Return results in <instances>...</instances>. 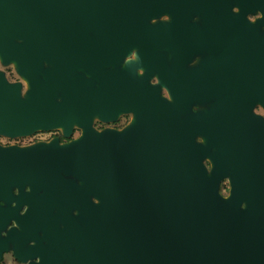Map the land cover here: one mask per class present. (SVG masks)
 Listing matches in <instances>:
<instances>
[{"label": "water", "instance_id": "95a60500", "mask_svg": "<svg viewBox=\"0 0 264 264\" xmlns=\"http://www.w3.org/2000/svg\"><path fill=\"white\" fill-rule=\"evenodd\" d=\"M0 62V134L81 130L0 146L69 264H264V0H0Z\"/></svg>", "mask_w": 264, "mask_h": 264}, {"label": "flooded vegetation", "instance_id": "af4514ba", "mask_svg": "<svg viewBox=\"0 0 264 264\" xmlns=\"http://www.w3.org/2000/svg\"><path fill=\"white\" fill-rule=\"evenodd\" d=\"M257 16L258 14L249 15L248 19L253 20ZM161 19L167 20L166 17H162ZM165 53L168 55L167 52ZM133 55L134 53L131 52L125 58V62L132 60ZM196 59V57L192 58V65L195 63ZM0 66V70L4 72L9 82H21V93L24 94L27 87L26 82L20 78L11 65L5 66L0 62ZM139 72L141 71L139 70ZM151 83H156V79L152 78ZM160 95L169 97V92L164 86L160 89ZM206 107H208V105ZM191 110L193 112L203 111L197 105L193 106ZM254 111L258 114H263L262 109L258 106L255 107ZM131 118V113H121L115 120L110 122H103L98 120V118H94L92 125L97 130L104 128L122 129L131 121ZM38 132H34L30 136L17 138H9L6 135L0 134V146L12 144L26 145L36 141H47L55 137L59 138L60 142H67L78 137L81 130L79 127L74 126L72 133L68 137L64 136L59 129ZM43 132L48 133L49 136L39 135ZM75 133L78 134L76 137L74 136ZM197 140L201 141V139L198 138ZM204 164L210 168L208 160H204ZM221 183L219 188H221ZM42 192L43 191L40 193L33 192L29 186H25L23 189L13 186L10 188V192L0 196V264H54L58 261V264H69V258L59 254V251L62 250V244H65L68 239L61 242L59 236H57L48 225L43 224L44 228H48V231L52 233H48L47 235H50L52 243H54V248H48V246L51 245V241L43 237L44 234L42 230H44V228L42 225L39 227L37 220L34 218H25L27 211L34 209L33 206H37L38 203L24 194L38 197ZM93 202L96 203L97 201L94 200ZM52 207L51 214L56 215L58 212L57 207ZM69 212L73 217L78 215V209L71 208ZM78 224L79 226H83V221H79ZM56 228L58 231H63L67 228V224L62 219L57 220ZM67 236L73 239L77 238L76 234H69ZM76 249V245H72L69 251L70 253L75 252ZM54 257L57 259H53Z\"/></svg>", "mask_w": 264, "mask_h": 264}, {"label": "rangeland", "instance_id": "374dc122", "mask_svg": "<svg viewBox=\"0 0 264 264\" xmlns=\"http://www.w3.org/2000/svg\"><path fill=\"white\" fill-rule=\"evenodd\" d=\"M1 67V66H0ZM23 80V79H22ZM24 81V80H23ZM25 82V81H24ZM205 105H200L199 106V108H201V107H204ZM38 133H40V132H38ZM44 133V132H43ZM41 133V134H39V135H42V136H46V137H48L49 136V134L48 133ZM78 134L77 133H75V137L77 136ZM220 192H221V194H223V195H228V192H229V184H228V181L227 180H223L222 181V183H221V188H220Z\"/></svg>", "mask_w": 264, "mask_h": 264}]
</instances>
